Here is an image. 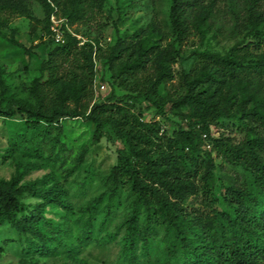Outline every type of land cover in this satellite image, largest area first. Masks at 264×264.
Wrapping results in <instances>:
<instances>
[{"label": "trees", "instance_id": "trees-1", "mask_svg": "<svg viewBox=\"0 0 264 264\" xmlns=\"http://www.w3.org/2000/svg\"><path fill=\"white\" fill-rule=\"evenodd\" d=\"M36 1L44 11L50 49L29 89L36 103L15 104L26 130L13 141L29 156L52 166L60 162L63 170L25 182L26 170L19 164L10 179H1L0 227L7 225L24 238L27 251L79 257L90 242L99 240L126 191L132 203L120 225L123 264L151 263L154 256L157 264H264V52L255 53L264 43L261 0L245 5L238 24L244 38L225 53L197 52L198 65L181 73L182 93L166 98L159 95V87L174 80L173 45L162 48L150 33L136 42L119 39L103 52L99 39L83 41L86 33L69 32L67 26L104 31L109 25L102 22L107 0ZM170 1V25L178 41L189 36L192 26L206 34L212 5ZM53 14L65 20L62 44L52 36ZM103 60L112 83L126 94L93 101L95 61ZM2 76L0 70V117L12 116L14 106L4 104ZM139 99L156 110L159 120L145 121L142 112H135ZM169 115L183 123L171 132L161 122ZM71 119L92 126L93 145L114 138L124 144L103 178L104 192L82 205L72 194L81 189L77 177L85 173L83 189L97 178L82 163L86 151L77 153L72 167L63 168L73 144L62 123ZM217 125L240 128L246 137L235 142L224 133L214 136ZM218 159L249 175L248 181L223 186V210L214 188ZM106 195V215L98 224L94 213ZM25 197L40 202L26 204ZM157 241L163 247L153 254Z\"/></svg>", "mask_w": 264, "mask_h": 264}, {"label": "rangeland", "instance_id": "rangeland-1", "mask_svg": "<svg viewBox=\"0 0 264 264\" xmlns=\"http://www.w3.org/2000/svg\"><path fill=\"white\" fill-rule=\"evenodd\" d=\"M247 2L248 0H204V5L210 4L214 10L208 21L206 34H201L192 26L189 36L181 41L176 39L171 29L170 0H107L102 22H107L109 25L104 31L89 30L83 25L69 29L72 32L77 29L86 33L87 37L83 41L88 38L99 39L103 52L114 46L119 39L136 42L150 33L160 39L162 48L173 45L177 50L175 60L171 64L174 80L159 87V95L166 98L182 93L181 73L190 72L198 65L197 52L212 49L225 53L244 38L245 32H241L242 29L238 24L244 17ZM260 7L264 12V0L260 1ZM43 18L44 11L36 0H0V70L3 72L2 81L7 91L4 104L14 106L12 116L0 117V180L10 179L19 164L26 170L25 182L48 178L63 170L60 162L52 166V163L44 158L29 156L23 148L15 146L13 141L17 135L23 134L26 130L25 119L16 105L36 103L29 89L33 80L40 76L41 63L47 58L50 49L49 39L43 29ZM15 43L22 47H18ZM262 52H264V43L255 50V53ZM105 62V60L95 61L93 101L109 98L113 94L116 96L126 94L112 83L111 72ZM149 72L152 73V70ZM148 106L147 101L139 99L135 104V112H142L145 121L159 120L156 118V110L149 109ZM161 120L164 129L169 132L183 124L180 118L173 115H169L167 120ZM62 125L68 140L73 144H71L73 150L69 153L71 156L63 168L72 167L77 153L86 151L82 163L84 166L90 165L96 173L97 182L86 189L81 185L85 173L82 172L76 179L81 189L79 191L74 189L72 194L74 202L82 205L104 192L103 178L116 164L118 151L124 148V144L114 138L112 141L103 139L100 144L93 145V128L81 119L65 120ZM213 129L214 136L224 133L235 142H241L246 137L242 129L233 126L226 128L217 125ZM216 162L219 169L218 181L214 188L219 199L218 207L223 210L227 209L222 201L223 186L248 181L249 175L242 168L232 167L220 159ZM41 164L45 167L38 169ZM108 196L106 195L103 204L94 213L98 224L106 215ZM24 202L35 205L40 200L25 197ZM131 203L132 198L126 191L123 192L114 214L105 224V231L99 234V240L90 242L79 257H69L64 253L58 257L42 256L27 251L25 239H20L17 232L9 226H2L0 227V264H123L121 249L124 228H120V225ZM195 207L201 208V204H196ZM162 247L160 241L155 242L153 254L157 251L160 253ZM142 264H157V259L154 256L151 263L143 261Z\"/></svg>", "mask_w": 264, "mask_h": 264}, {"label": "built area", "instance_id": "built-area-1", "mask_svg": "<svg viewBox=\"0 0 264 264\" xmlns=\"http://www.w3.org/2000/svg\"><path fill=\"white\" fill-rule=\"evenodd\" d=\"M51 22H52L51 32L53 39L55 40V43L56 44L64 43V32L62 31L61 26L65 22V20L58 18L56 15L53 14L51 17ZM67 29L69 32H71L68 26ZM102 89H104L103 86Z\"/></svg>", "mask_w": 264, "mask_h": 264}]
</instances>
